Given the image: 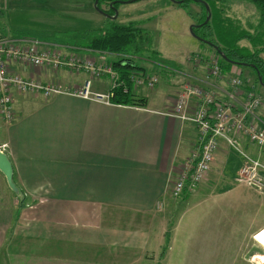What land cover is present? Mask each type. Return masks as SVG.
Returning <instances> with one entry per match:
<instances>
[{
  "label": "crops",
  "instance_id": "0c3cea01",
  "mask_svg": "<svg viewBox=\"0 0 264 264\" xmlns=\"http://www.w3.org/2000/svg\"><path fill=\"white\" fill-rule=\"evenodd\" d=\"M168 14L153 26L164 36L172 17V12ZM136 23L154 30L150 16ZM190 23L189 17L183 27ZM184 53L166 57L182 64ZM12 69L72 92L90 80V92L112 96L110 86L105 88L101 77L88 72L54 73L17 64ZM183 73L184 82L209 88L205 72ZM174 80L151 89L132 87L135 102L130 104L71 93L44 98L12 91L13 119L6 135L0 136V150L11 163L17 192L0 171V253L5 235L13 253H26L22 258L33 252L27 247L30 241L39 246L48 241L73 245L82 239L94 251H102L104 257L99 259L105 264H210L221 246L235 251L236 246L215 242L232 219L231 201L241 184L236 177L242 158L236 152L221 153L224 141L195 190L180 198L170 193L197 133L192 123L166 114L181 89ZM218 81L215 92L226 100L227 85ZM195 102L192 98L190 106ZM233 160L239 162L231 164ZM262 227L250 233L255 235V229ZM233 230L231 226L229 231ZM212 246L217 249L213 257ZM37 251L46 257L40 253L43 249Z\"/></svg>",
  "mask_w": 264,
  "mask_h": 264
},
{
  "label": "rangeland",
  "instance_id": "374dc122",
  "mask_svg": "<svg viewBox=\"0 0 264 264\" xmlns=\"http://www.w3.org/2000/svg\"><path fill=\"white\" fill-rule=\"evenodd\" d=\"M104 1L102 0L100 5L106 8ZM198 3L188 1L186 6H180L179 4L169 3L168 0L123 2L118 4L117 16L114 18L117 23L125 24L128 22H143L145 18L150 16V26L153 27L155 20L164 18L169 15L168 13L172 12V17L167 23L168 27H166L169 30L167 35L164 36L163 31H159L158 28L155 30L153 27L155 31L147 30L152 39V50H145L147 52L140 54L141 56L137 54L134 60L135 63L144 67L145 70L150 71L149 73H155L158 77L157 83L152 88L158 85L159 82L160 84L164 83L166 79L170 85V80L175 79L172 81L173 85H179V87L181 85V89L175 96L176 98L183 92L184 83H186L184 82L186 75L183 71L190 72L192 69V71L195 70V74L203 76V72L208 69L209 63L216 57L214 49L193 36L189 30V26L191 24H197L199 17L202 15V7ZM92 5V0H0V35L14 39L18 37L29 39L42 37V39L38 38V40L46 43L45 46L47 48L56 47L62 50L61 53L74 54L71 60L74 64L73 67L32 65L26 61L18 62V66L48 69L54 73L59 70H67L70 73L83 74L93 68L95 72L97 70L100 72L101 75L99 77H101L103 82L105 81V88L110 86V91L113 93L114 88H111V85L116 80L119 82V74L111 65L110 61L112 60H109L105 53H93L85 49L84 41L74 34V32L78 31L101 28L108 22V19L113 18L99 14L98 10L92 9ZM216 5L221 12V17L225 19L224 26L233 30L235 34L243 33L245 35V37L243 36L238 41V44L247 47L251 53H257L258 57L264 60V20L261 18L260 12L257 11L255 6L247 0H216ZM187 11L191 13V23L189 26L186 25V27H183V24L190 17ZM209 25L204 28L199 26L196 30L201 34H205L209 40L216 41L217 37L214 27L211 24ZM183 50H185L183 55L185 59H183L182 64H178L179 62H174V64L166 57H174ZM149 52L159 55L168 63H171V65H164L154 60L156 58L151 59L148 56ZM179 57L181 55L177 56V58ZM112 59H116V57ZM78 65H81V67L78 68ZM107 66L113 68L115 74L113 77L112 73L103 71ZM9 69L16 72L12 67ZM231 70L227 72L229 74H227L228 77L226 79H219L221 82L218 81V84L221 83L223 87H226L231 72L238 73L242 78L243 90H251L259 99L258 105L254 110L256 124L264 128V85L259 83L258 77L252 67L233 65ZM175 81H177V84ZM113 86H116V84H113ZM90 93L92 92L89 91L88 94ZM131 95H133V92ZM238 111L239 106L235 110V113ZM0 117V136H5L7 126L13 117L11 120H6L1 115ZM250 118V115H246L242 119L244 129L250 123ZM241 133L242 137L245 138V131L243 130ZM239 141L242 151L264 166V148L255 146L247 140L245 141V139L244 142L246 144L241 143V138ZM220 148L221 153L225 150L226 155L236 152L242 158L241 164H243V157L227 144H224ZM226 155L223 157L222 162L227 158ZM230 162L236 165L239 160L237 162L235 160ZM258 171L259 175L264 178V169ZM237 187L234 198L231 201L232 205L229 209L232 219L227 220L225 232L218 233L220 236L215 241L217 245L220 243L223 245L224 243L231 247L236 246L235 251L233 247L232 251H226V248L221 246L222 248L220 247L218 250L220 252L215 254L217 249H214L212 246V250H209L211 256L213 257L215 254L217 257L213 258L216 262L214 263L213 261L210 264H264V245L253 238L256 233L255 235L250 233L252 231L251 229L264 224V180L261 189L243 183L238 184ZM231 226L234 227L233 232L229 231L231 230ZM256 230L254 232H257ZM222 235H224V238ZM80 237L83 238L82 236ZM3 238L0 264H105L103 260L99 259L102 256L104 257L102 251L97 252L99 251L98 249L94 251V249L90 248L91 246L82 243V239L73 242V245L48 241L47 245L39 246L38 244H33V241H30L27 247L33 249V252L28 253V255L22 258L23 254L26 253H20L18 251L13 253V246L7 247V241L10 239L9 236L5 235ZM213 244L217 246L214 242ZM38 249H43L40 253L46 255V257H42L37 253L39 252L37 251ZM93 257L97 258L92 259Z\"/></svg>",
  "mask_w": 264,
  "mask_h": 264
},
{
  "label": "built area",
  "instance_id": "2783aa9c",
  "mask_svg": "<svg viewBox=\"0 0 264 264\" xmlns=\"http://www.w3.org/2000/svg\"><path fill=\"white\" fill-rule=\"evenodd\" d=\"M46 43L32 38H7L0 35V115L11 120L12 91L21 94L36 95L41 94L49 97L56 93H71L83 97L94 96L93 98L108 101L111 95L88 94L90 80L84 82V86L77 92L62 89L61 85L55 82H42L39 79L24 77L19 73L11 71L9 68L20 61H26L32 65H48L51 67L69 66L73 67L72 59L74 54L61 49L47 48ZM67 58V59H66ZM81 65H78L80 68ZM106 73L115 75L113 68L107 66L103 69ZM230 71H232L230 69ZM88 72L93 77L101 74L93 68ZM229 73H223L218 58L215 57L205 71L208 89L202 88L191 82L184 83V89L176 98L171 110L167 115L180 119L184 122L192 123L196 128V140L192 152L184 162L182 170L175 177L170 188V193L174 198H180L184 194L190 193L200 184L211 168L215 153L219 148L220 141H224L230 148L237 151L243 157V164L240 165L236 180L240 183L261 189L264 178L259 175V171L264 166L253 160L240 148L241 131H245V139L260 148H264V128L256 124V114L254 112L259 99L251 90L244 91L242 78L238 73L229 75L227 82L226 100L222 95L215 92L217 86L214 84L219 79L227 78ZM130 81L133 88L146 87L151 89L158 81L155 73H135L130 74ZM112 82V81H111ZM116 84V86H113ZM123 83L117 80L111 85L115 88ZM124 87V92H126ZM196 100L195 105L190 106V100ZM239 106V111L235 113ZM250 115V123L243 128L242 119ZM161 203H159V206Z\"/></svg>",
  "mask_w": 264,
  "mask_h": 264
},
{
  "label": "trees",
  "instance_id": "16d2710c",
  "mask_svg": "<svg viewBox=\"0 0 264 264\" xmlns=\"http://www.w3.org/2000/svg\"><path fill=\"white\" fill-rule=\"evenodd\" d=\"M168 1L169 3L179 4L180 6H186L188 1H195L196 3L199 2L200 4H198L201 5V10L203 12L199 17L197 24L203 23L208 12H210L211 19L202 24L201 27H208L210 26L209 24H211L215 30V35L217 37L216 41L209 40L205 34L199 33L198 30H196L198 27L193 28V32L196 35L215 44L217 48L223 52L226 59L219 55L218 49H214L208 44L210 47H212V49H214V54L218 58L223 73H227L233 65L241 66L230 62L232 60L237 62L252 63L255 65V68H253L255 73L258 71L262 81L264 82V60L259 58L257 53H251L247 47L240 46L238 44V41L243 36L245 37V35L243 33L235 34L233 30L224 26L225 19L224 17H221V12L218 10L216 0H204L209 7V11L206 10L205 4L200 0H182L181 2H174L172 0ZM247 1L251 2L255 6L257 11L260 12L261 18L264 20V0ZM100 3L101 0H99L97 5L99 6ZM187 12L191 18V13L189 11ZM137 24L138 23L136 22L119 24L115 20L108 19V22L101 28L74 32V34L79 36L78 38H81V40L84 41L85 49L94 52L105 53L107 56L110 54L113 55V57H116V59H112L110 63L113 68L117 70L119 74V82L123 83V85H118L113 89L114 91L112 96L109 98L111 102L120 104H130L135 102V96L131 95L132 83L130 81V74L132 72H150L145 70L144 67L135 63L134 60V57L137 56V54L140 55L144 52H147L145 50H152V39L150 34L146 29L139 27ZM220 26L221 28H219ZM148 56L151 59L156 58L154 60L164 65H171V63H168L164 58L156 55L153 52H149ZM124 87L127 89L126 92H124Z\"/></svg>",
  "mask_w": 264,
  "mask_h": 264
},
{
  "label": "water",
  "instance_id": "95a60500",
  "mask_svg": "<svg viewBox=\"0 0 264 264\" xmlns=\"http://www.w3.org/2000/svg\"><path fill=\"white\" fill-rule=\"evenodd\" d=\"M133 1H135V0H127V1H125V2H126V3H127V2L129 3V2H133ZM172 1H174V2H181L182 0H180V1L172 0ZM200 1H202V2L205 4L206 10L209 11V7H208L207 3H206L204 0H200ZM117 2H121V3H122L123 1H117ZM93 4H94L95 9H97V10H99V11H101V12H104L102 9H100V8L97 6V4H98V0H94V3H93ZM110 6H112V8L114 9V15H113L112 17H116V16H117V9L113 6V2L110 3ZM209 18H210V12H208V14H207L205 20L203 21V23H200V24H191V25L189 26V30H190V32L192 33V35L195 36L197 39H199V40H201V41H203V42H205V43L211 45L214 49H218L217 46H216L215 44H213V43L209 42L208 40H206V39H204V38H202V37L196 35V34L193 32V28H194V27H199V26H201L202 24L206 23V22L209 20ZM218 53H219V55H221L222 57L225 58V56H224V54H223V52H222L221 50L218 49ZM225 59H226V58H225ZM228 61H230V60H228ZM230 62H232V63H234V64L241 65V66H249V67L255 68V65H254V64H251V63L237 62V61H233V60L230 61ZM256 73H257V75H258V81H259V83L262 84V85H264V82L262 81V78H261V76L259 75V72L257 71ZM0 171H1V173L4 175V177H5V179H6V182L8 183L9 187H10L13 191L17 192V189H16V187L14 186V183H13V181H12V166H11V163H10L9 159L7 158L6 154H5L4 152H2L1 150H0Z\"/></svg>",
  "mask_w": 264,
  "mask_h": 264
},
{
  "label": "flooded vegetation",
  "instance_id": "af4514ba",
  "mask_svg": "<svg viewBox=\"0 0 264 264\" xmlns=\"http://www.w3.org/2000/svg\"><path fill=\"white\" fill-rule=\"evenodd\" d=\"M102 1V0H101ZM117 1H127V0H105L104 2L106 3V8H103L100 4H99V8L102 9L104 12L99 11L100 14H102L103 16L105 15L108 18H112V16L114 15V9L112 8V6H110V3L113 2V6L117 9L118 8V4L121 2H117ZM137 1V0H135ZM99 2V0H98ZM122 2V3H123ZM134 2V1H133ZM128 3V2H127ZM131 3V2H129ZM97 10V9H96ZM115 17H113L111 20H114ZM110 20V19H109ZM195 28V27H194Z\"/></svg>",
  "mask_w": 264,
  "mask_h": 264
},
{
  "label": "bare ground",
  "instance_id": "6f19581e",
  "mask_svg": "<svg viewBox=\"0 0 264 264\" xmlns=\"http://www.w3.org/2000/svg\"><path fill=\"white\" fill-rule=\"evenodd\" d=\"M254 238L264 245V227H262L260 230L256 232V235Z\"/></svg>",
  "mask_w": 264,
  "mask_h": 264
}]
</instances>
